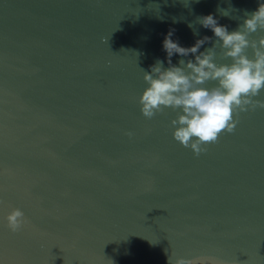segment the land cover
I'll use <instances>...</instances> for the list:
<instances>
[{"label": "water", "instance_id": "1", "mask_svg": "<svg viewBox=\"0 0 264 264\" xmlns=\"http://www.w3.org/2000/svg\"><path fill=\"white\" fill-rule=\"evenodd\" d=\"M260 2L0 0V264H264V109L197 156L173 137L175 111L139 104L170 29L214 42L197 17L233 31Z\"/></svg>", "mask_w": 264, "mask_h": 264}, {"label": "clouds", "instance_id": "2", "mask_svg": "<svg viewBox=\"0 0 264 264\" xmlns=\"http://www.w3.org/2000/svg\"><path fill=\"white\" fill-rule=\"evenodd\" d=\"M218 11L224 16L230 15L229 10ZM196 23L213 31L214 42L213 37L204 36L194 45L185 47L172 39L175 29H170L163 41L168 67L157 59L150 71L141 68L147 87L139 97V104L147 119L166 108L175 111L176 116L170 122L174 139L199 156L207 151V145L217 143L222 133L236 130L241 112L264 109V100L255 99L264 90V35L251 38L253 33L264 30V0L258 9L245 13L236 30L229 31L226 25L219 24L214 14L199 16ZM188 26L198 35L193 22ZM205 43H211V47L201 51ZM249 47L253 50L251 57L247 54ZM174 54L191 55L194 59L182 58L177 65L172 63ZM218 55L231 58V63H217ZM209 81L217 83L213 87L205 86ZM127 135L132 137L133 133L129 131ZM7 222L8 228L17 232L27 220L17 207L8 213ZM204 259L178 257L172 260L168 256V264H197Z\"/></svg>", "mask_w": 264, "mask_h": 264}]
</instances>
